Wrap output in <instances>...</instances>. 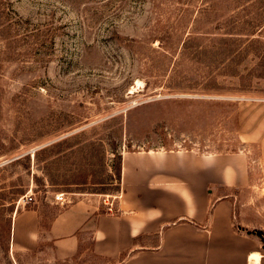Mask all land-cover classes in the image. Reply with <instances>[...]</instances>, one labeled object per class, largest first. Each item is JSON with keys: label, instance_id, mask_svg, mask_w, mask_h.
Masks as SVG:
<instances>
[{"label": "rangeland", "instance_id": "374dc122", "mask_svg": "<svg viewBox=\"0 0 264 264\" xmlns=\"http://www.w3.org/2000/svg\"><path fill=\"white\" fill-rule=\"evenodd\" d=\"M172 149L243 151L233 223L261 232L264 0H0V264H118L91 229L62 259L47 239L15 245L12 221L38 209L46 227L58 193L110 215L124 194L150 206L122 156Z\"/></svg>", "mask_w": 264, "mask_h": 264}, {"label": "crops", "instance_id": "0c3cea01", "mask_svg": "<svg viewBox=\"0 0 264 264\" xmlns=\"http://www.w3.org/2000/svg\"><path fill=\"white\" fill-rule=\"evenodd\" d=\"M122 163V184L134 180L137 188L149 189L150 206L143 197L124 194L121 212L110 215L100 213L93 201L79 199L62 205L46 227L38 209H24L11 224L13 243L29 248L47 239L56 255L66 259L78 252L91 229L97 254L118 258L127 253L118 264H260L263 241L235 228V203L228 191L250 184L243 151L128 152ZM154 235L157 242L148 245L145 237ZM254 254L260 255L258 260Z\"/></svg>", "mask_w": 264, "mask_h": 264}, {"label": "trees", "instance_id": "16d2710c", "mask_svg": "<svg viewBox=\"0 0 264 264\" xmlns=\"http://www.w3.org/2000/svg\"><path fill=\"white\" fill-rule=\"evenodd\" d=\"M43 150H46V149H43ZM122 169H123V163L121 162L120 167L118 168V176H119L120 180H121ZM258 235L260 236V238L262 239V241L264 243V232L261 231L260 233H258ZM126 256H127V253L123 254L120 257V260L119 261H122Z\"/></svg>", "mask_w": 264, "mask_h": 264}, {"label": "built area", "instance_id": "2783aa9c", "mask_svg": "<svg viewBox=\"0 0 264 264\" xmlns=\"http://www.w3.org/2000/svg\"><path fill=\"white\" fill-rule=\"evenodd\" d=\"M55 200L60 203L61 205H64L66 203V198L64 193H58L55 196Z\"/></svg>", "mask_w": 264, "mask_h": 264}, {"label": "bare ground", "instance_id": "6f19581e", "mask_svg": "<svg viewBox=\"0 0 264 264\" xmlns=\"http://www.w3.org/2000/svg\"><path fill=\"white\" fill-rule=\"evenodd\" d=\"M253 258H256V260H258V258H259V254H254L253 255ZM252 259V258H251Z\"/></svg>", "mask_w": 264, "mask_h": 264}]
</instances>
